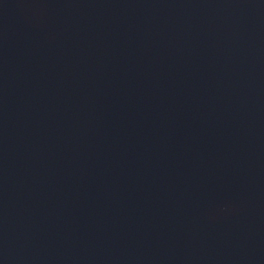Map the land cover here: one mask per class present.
<instances>
[{
  "label": "water",
  "instance_id": "water-1",
  "mask_svg": "<svg viewBox=\"0 0 264 264\" xmlns=\"http://www.w3.org/2000/svg\"><path fill=\"white\" fill-rule=\"evenodd\" d=\"M0 264H264V0H0Z\"/></svg>",
  "mask_w": 264,
  "mask_h": 264
}]
</instances>
